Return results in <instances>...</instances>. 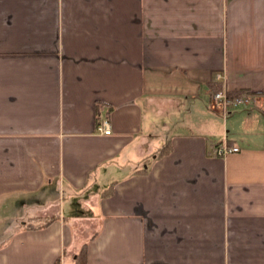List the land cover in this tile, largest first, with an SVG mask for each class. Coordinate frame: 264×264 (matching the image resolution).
Segmentation results:
<instances>
[{
    "label": "crops",
    "instance_id": "0c3cea01",
    "mask_svg": "<svg viewBox=\"0 0 264 264\" xmlns=\"http://www.w3.org/2000/svg\"><path fill=\"white\" fill-rule=\"evenodd\" d=\"M216 84L264 90V0H0V264H264V107Z\"/></svg>",
    "mask_w": 264,
    "mask_h": 264
},
{
    "label": "built area",
    "instance_id": "2783aa9c",
    "mask_svg": "<svg viewBox=\"0 0 264 264\" xmlns=\"http://www.w3.org/2000/svg\"><path fill=\"white\" fill-rule=\"evenodd\" d=\"M214 80L224 84V76L221 73H216L214 75ZM239 105L247 108L254 107L263 109L264 107L260 95L254 94L247 90H243L241 93L232 97L227 96V91L224 88L212 93V106L217 108L223 117L228 116L233 112L232 110ZM96 130L101 134L110 133V124L107 118L99 119L98 124L96 125ZM237 150L238 147L236 146H228L227 144L222 143L215 149V154L225 155L229 152H235Z\"/></svg>",
    "mask_w": 264,
    "mask_h": 264
},
{
    "label": "trees",
    "instance_id": "16d2710c",
    "mask_svg": "<svg viewBox=\"0 0 264 264\" xmlns=\"http://www.w3.org/2000/svg\"><path fill=\"white\" fill-rule=\"evenodd\" d=\"M219 89H220V85L219 84H216V85L212 86V91H214V92L219 90ZM242 91L243 90H240V91H237V92H229V91H227V96L232 97V96H234L236 94L241 93ZM259 95L261 96V98L263 100V104H264V90L262 92H259ZM217 146L216 145L212 146V152H211L212 154H215V149L217 148ZM50 220L51 219L47 220V222L50 221ZM78 256H79V254H78Z\"/></svg>",
    "mask_w": 264,
    "mask_h": 264
},
{
    "label": "rangeland",
    "instance_id": "374dc122",
    "mask_svg": "<svg viewBox=\"0 0 264 264\" xmlns=\"http://www.w3.org/2000/svg\"><path fill=\"white\" fill-rule=\"evenodd\" d=\"M243 108H246V107L239 105V106H237L236 108H234L232 111L234 112V111H237V110H240V109H243ZM81 194H82V192H80V193L77 194V195H81ZM65 197H66V196H65ZM0 214H2V213H0ZM0 217H1V216H0Z\"/></svg>",
    "mask_w": 264,
    "mask_h": 264
}]
</instances>
